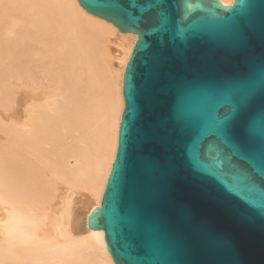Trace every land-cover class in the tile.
Segmentation results:
<instances>
[{
	"label": "water",
	"instance_id": "obj_1",
	"mask_svg": "<svg viewBox=\"0 0 264 264\" xmlns=\"http://www.w3.org/2000/svg\"><path fill=\"white\" fill-rule=\"evenodd\" d=\"M77 1L137 35L87 226L115 264H264V0Z\"/></svg>",
	"mask_w": 264,
	"mask_h": 264
},
{
	"label": "bare ground",
	"instance_id": "obj_2",
	"mask_svg": "<svg viewBox=\"0 0 264 264\" xmlns=\"http://www.w3.org/2000/svg\"><path fill=\"white\" fill-rule=\"evenodd\" d=\"M136 40L77 0H0V264H115L86 219Z\"/></svg>",
	"mask_w": 264,
	"mask_h": 264
},
{
	"label": "snow or ice",
	"instance_id": "obj_3",
	"mask_svg": "<svg viewBox=\"0 0 264 264\" xmlns=\"http://www.w3.org/2000/svg\"><path fill=\"white\" fill-rule=\"evenodd\" d=\"M163 5H164V0H160L159 3H157L155 0L154 3L149 5V8L156 9L157 10L156 15L162 17L163 13L159 10L163 8ZM211 151H212L211 148H206L204 145H199L194 149V155L200 156V155H203L205 152H211ZM262 159H264V155H262ZM262 178H264V177H262Z\"/></svg>",
	"mask_w": 264,
	"mask_h": 264
}]
</instances>
